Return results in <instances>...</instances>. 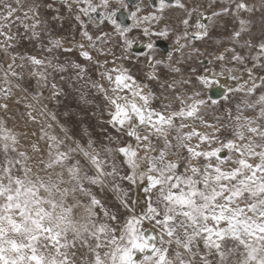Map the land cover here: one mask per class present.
<instances>
[{
    "label": "snow or ice",
    "instance_id": "1",
    "mask_svg": "<svg viewBox=\"0 0 264 264\" xmlns=\"http://www.w3.org/2000/svg\"><path fill=\"white\" fill-rule=\"evenodd\" d=\"M0 264H264V0H0Z\"/></svg>",
    "mask_w": 264,
    "mask_h": 264
},
{
    "label": "water",
    "instance_id": "2",
    "mask_svg": "<svg viewBox=\"0 0 264 264\" xmlns=\"http://www.w3.org/2000/svg\"><path fill=\"white\" fill-rule=\"evenodd\" d=\"M160 44H161L162 48L167 47V44L165 42H163V41H161Z\"/></svg>",
    "mask_w": 264,
    "mask_h": 264
},
{
    "label": "bare ground",
    "instance_id": "3",
    "mask_svg": "<svg viewBox=\"0 0 264 264\" xmlns=\"http://www.w3.org/2000/svg\"><path fill=\"white\" fill-rule=\"evenodd\" d=\"M160 46H161V44H160Z\"/></svg>",
    "mask_w": 264,
    "mask_h": 264
}]
</instances>
